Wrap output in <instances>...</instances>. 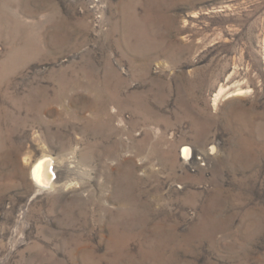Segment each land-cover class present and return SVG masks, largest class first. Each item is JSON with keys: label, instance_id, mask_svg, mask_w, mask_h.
Here are the masks:
<instances>
[{"label": "rangeland", "instance_id": "obj_1", "mask_svg": "<svg viewBox=\"0 0 264 264\" xmlns=\"http://www.w3.org/2000/svg\"><path fill=\"white\" fill-rule=\"evenodd\" d=\"M0 264H264V0H0Z\"/></svg>", "mask_w": 264, "mask_h": 264}, {"label": "bare ground", "instance_id": "obj_2", "mask_svg": "<svg viewBox=\"0 0 264 264\" xmlns=\"http://www.w3.org/2000/svg\"><path fill=\"white\" fill-rule=\"evenodd\" d=\"M221 94V93H220ZM183 156L187 159L191 153V149L187 146H183ZM192 158L195 159L196 155L193 153ZM199 160V159H198ZM45 161V163L42 164L41 162ZM42 161H40L32 170V176L33 180L36 184H38L41 187L48 188H60L61 187V168L62 165L60 163L53 166L52 160L45 158ZM46 161H50L51 163H47ZM39 167V171H37Z\"/></svg>", "mask_w": 264, "mask_h": 264}, {"label": "clouds", "instance_id": "obj_3", "mask_svg": "<svg viewBox=\"0 0 264 264\" xmlns=\"http://www.w3.org/2000/svg\"><path fill=\"white\" fill-rule=\"evenodd\" d=\"M46 162H47V163H51L50 161H46ZM43 163H45V161H42V162H41V166H42ZM37 171H39V167H38Z\"/></svg>", "mask_w": 264, "mask_h": 264}]
</instances>
